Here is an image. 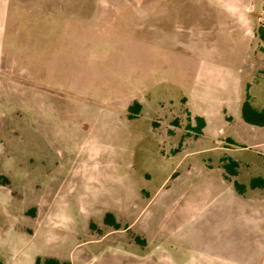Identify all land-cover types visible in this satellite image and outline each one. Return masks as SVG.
Returning a JSON list of instances; mask_svg holds the SVG:
<instances>
[{"label":"rangeland","instance_id":"1","mask_svg":"<svg viewBox=\"0 0 264 264\" xmlns=\"http://www.w3.org/2000/svg\"><path fill=\"white\" fill-rule=\"evenodd\" d=\"M261 26L264 0H0V261L264 264Z\"/></svg>","mask_w":264,"mask_h":264},{"label":"trees","instance_id":"2","mask_svg":"<svg viewBox=\"0 0 264 264\" xmlns=\"http://www.w3.org/2000/svg\"><path fill=\"white\" fill-rule=\"evenodd\" d=\"M259 36L262 40H264V27H260L258 30ZM241 113L243 119L254 126H264V110L256 109L252 106L250 103L249 95H247L246 99L244 100L241 108ZM196 122L198 123V126L196 127L199 131H202V129L205 127L206 122L203 117H196ZM223 167L227 171V173L231 176H236L238 171V163L236 161H227L223 164ZM7 184H9V181H6ZM236 189L243 194L245 192V187L243 185H240L239 183L235 182ZM250 187L255 188H264V179L261 177H257L252 179L250 182ZM105 223L114 229L120 228V223L116 220L113 213H107L104 219ZM0 264H4L2 261H0ZM36 264H71L70 262H60L58 259L55 258H47L43 262L40 259H37Z\"/></svg>","mask_w":264,"mask_h":264},{"label":"crops","instance_id":"3","mask_svg":"<svg viewBox=\"0 0 264 264\" xmlns=\"http://www.w3.org/2000/svg\"><path fill=\"white\" fill-rule=\"evenodd\" d=\"M129 108H130V106H129Z\"/></svg>","mask_w":264,"mask_h":264}]
</instances>
